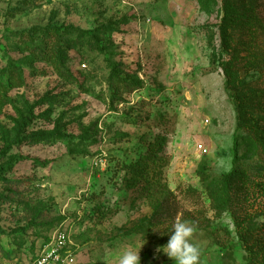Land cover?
Instances as JSON below:
<instances>
[{
	"label": "rangeland",
	"instance_id": "rangeland-1",
	"mask_svg": "<svg viewBox=\"0 0 264 264\" xmlns=\"http://www.w3.org/2000/svg\"><path fill=\"white\" fill-rule=\"evenodd\" d=\"M231 1L250 20L238 85L264 88V0ZM222 16V0H0V264L34 258L60 226L78 264L141 245L140 264H175L158 249L178 219L199 264L251 263L213 195L235 168L264 180L226 88ZM157 142V177L133 183ZM250 194L260 226L264 192Z\"/></svg>",
	"mask_w": 264,
	"mask_h": 264
},
{
	"label": "trees",
	"instance_id": "trees-1",
	"mask_svg": "<svg viewBox=\"0 0 264 264\" xmlns=\"http://www.w3.org/2000/svg\"><path fill=\"white\" fill-rule=\"evenodd\" d=\"M222 12L223 16L218 24L221 57L225 54L231 56L230 60L223 64L226 88L232 93L238 127L250 133L264 155V88L251 90L241 88L236 72L241 59L240 45L243 50H248L245 42H236V32L247 28L250 23L249 16L242 13L231 0H222ZM156 145L150 144L148 154L129 168L133 183H147L157 177L156 173L159 172L164 159L158 156L162 148L161 143L157 142ZM234 151L236 155V143ZM2 171H7L6 167H3ZM251 187L258 188L259 193L264 192V180L262 183L255 182L244 170L235 168L222 176L220 185L217 184V191L215 190L216 193L213 195L220 205L231 212L239 239L251 256L250 264H264V239L261 235L264 232V222L260 226L251 225L249 215L244 213L248 198L251 197ZM166 213L168 210H165Z\"/></svg>",
	"mask_w": 264,
	"mask_h": 264
},
{
	"label": "clouds",
	"instance_id": "clouds-1",
	"mask_svg": "<svg viewBox=\"0 0 264 264\" xmlns=\"http://www.w3.org/2000/svg\"><path fill=\"white\" fill-rule=\"evenodd\" d=\"M194 228L188 223L177 220L171 229L166 246L158 249L175 261V264H199L201 249L192 243ZM125 247L119 257V264H140V250Z\"/></svg>",
	"mask_w": 264,
	"mask_h": 264
},
{
	"label": "built area",
	"instance_id": "built-area-1",
	"mask_svg": "<svg viewBox=\"0 0 264 264\" xmlns=\"http://www.w3.org/2000/svg\"><path fill=\"white\" fill-rule=\"evenodd\" d=\"M18 264H78L76 245L67 230L60 226L34 258Z\"/></svg>",
	"mask_w": 264,
	"mask_h": 264
}]
</instances>
